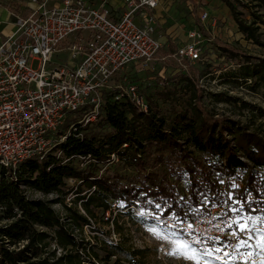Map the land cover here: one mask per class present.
I'll use <instances>...</instances> for the list:
<instances>
[{"label": "trees", "instance_id": "1", "mask_svg": "<svg viewBox=\"0 0 264 264\" xmlns=\"http://www.w3.org/2000/svg\"><path fill=\"white\" fill-rule=\"evenodd\" d=\"M253 1L264 7V0ZM226 3L239 31L248 40L259 43L257 25H264L263 18L255 14L257 20L249 23L240 18L233 3L228 0ZM224 50L232 54L231 58L240 53L229 46H224ZM240 55L246 58L248 65L258 62L256 69L247 66L244 79L259 77L264 86V60ZM194 72L200 75L196 68ZM181 73L184 84L181 89L192 93L186 110L174 108L171 114L164 115L159 105L146 95L150 111L145 114L127 101H110V96L103 117L98 120L101 121L99 127L107 129L105 134L86 133L91 125L77 124V130L54 150L64 152V158L51 154L44 160L28 161L16 175L0 169V209L11 221L0 229V264H84L80 254L74 253L79 246L77 237L53 208L55 204L64 203L67 183L71 180L77 182L76 189L71 188L77 195L75 203L81 202L86 216L66 208L67 218L79 229L90 225L94 211H101L105 218L114 203H124L122 212L132 206L158 209L161 220L186 221L209 216L213 209L232 203L228 199V188L218 184L221 178H226L227 184H234L236 189L242 183V188L237 189V202L226 212L228 215L235 218L243 212L264 218V174L259 170L264 168V138L238 127L230 119L216 118L206 108L204 91L198 82ZM166 89L158 94L162 99L170 101L176 97L178 90ZM217 98L224 101L222 95ZM248 105L244 103V107ZM112 155L136 170V175L128 182L118 173L110 174L106 170L101 174V167ZM88 158L95 163H88ZM160 164L166 167L165 171L156 169ZM168 174L178 181H186L190 189L187 198L181 189H171L173 181ZM21 184L46 198H56L29 199ZM86 189L90 194L83 196ZM233 209L239 211L233 212ZM48 230L53 232V241L65 253L61 257H56L55 253L52 257L45 256L50 247Z\"/></svg>", "mask_w": 264, "mask_h": 264}, {"label": "rangeland", "instance_id": "2", "mask_svg": "<svg viewBox=\"0 0 264 264\" xmlns=\"http://www.w3.org/2000/svg\"><path fill=\"white\" fill-rule=\"evenodd\" d=\"M228 1L236 6L242 20L253 22L257 20L255 14L264 20V7H259L256 1ZM203 12H208L214 20H217L218 26L212 29L209 23L205 24L207 37L212 40L205 45L202 60L195 64L177 60L174 58V53L179 46L187 42L188 31L192 28H203L199 20ZM159 14L164 48L149 70L136 72L129 68V80L138 83L145 90V94L159 105L165 115L166 112L171 114L170 110L174 108L186 110L192 101V93L189 94L186 89H181L184 86L181 82L183 71L198 82L204 91L205 106L210 113L215 114L216 118L230 119L238 127L247 128L249 132L257 133L264 138L263 83L259 77L244 79L247 66H250L252 70L256 69L258 62L248 65L246 58L240 55L251 57L254 60H264V25L260 23L257 25L259 26L257 33L259 43L248 40L239 31L226 0H166ZM224 46H229L240 53H236L238 54L236 58H231L232 54L225 52ZM67 58V54L60 55V57L56 55L53 63L62 64L61 61H66ZM37 65L35 63L34 67L37 68ZM193 67L200 75L195 74ZM164 88H168L166 90L176 89L179 92L177 91L176 97H172L170 101H165L158 95L163 93ZM219 95L223 96L224 101H219L217 98ZM244 103L249 104L248 107H244ZM79 119V113L68 114L61 129L50 134L49 137L58 140L59 136L68 133L70 125ZM98 120L87 124L91 126L86 129V133H93V131L106 133L107 129L104 127L101 129L99 127L101 121ZM191 150L194 151L193 148ZM196 155L200 156L197 153ZM93 161L89 159L88 163H95ZM80 162L81 159H79V165ZM101 168V174L107 171L110 174L118 173L123 176L125 182L136 175L134 167L117 159L115 155H112L108 163ZM156 169L165 171L166 167L160 164ZM259 170L264 174V168ZM168 178L173 181L171 189H181L187 198L190 189L186 181H178L171 174H168ZM225 179H219L218 184H221L223 188H228V199L232 203L225 208L213 209L209 216L194 220L177 221L174 218L161 220L158 209H141L135 206L122 212L124 203H114L112 210L106 214L105 218L101 211H94L95 217L90 218V225L79 229L75 223H69L71 221L67 218L66 210V208H73L86 216L81 202L75 203L76 193L71 191V188L74 189L77 184L76 180L67 183L64 203L55 204L53 208L77 237L79 246L74 253L80 254L84 264H197V262L198 264H262L264 250L257 245L264 242L261 239L264 234V218L243 212L238 213L235 218L228 215L226 212L231 210L233 204L237 202V192L242 188V183L236 186L239 189L237 190L234 184H227ZM21 188L29 199L53 200L56 198L52 196L46 198L25 184H21ZM88 194L90 190L86 189L83 196ZM233 212L237 211L233 209ZM108 218H110L109 221ZM237 222L247 223L251 232L238 231ZM10 223L5 211L0 209V229ZM194 224L198 226L196 229ZM204 226L207 227L206 230ZM199 228L203 232H200ZM36 229L41 230V228ZM209 230L211 237L204 236ZM48 231L51 236L50 247L45 256L52 257L55 253L56 257H61L65 253L53 241V232ZM238 240H247L251 247H237ZM195 241H207V243L194 245L197 253L209 248H221L222 250L214 252L211 256L197 254L194 259L188 258L183 251L178 250V245L193 244ZM173 253L176 254L173 255Z\"/></svg>", "mask_w": 264, "mask_h": 264}, {"label": "built area", "instance_id": "3", "mask_svg": "<svg viewBox=\"0 0 264 264\" xmlns=\"http://www.w3.org/2000/svg\"><path fill=\"white\" fill-rule=\"evenodd\" d=\"M165 1L30 0L24 11L12 13L14 32L0 41V169L16 175L28 161L51 154L64 158L55 148L77 124L97 121L110 96L149 113L147 96L129 80L128 70H149L163 50L159 12ZM199 20L203 28L188 31L187 42L174 53L177 60H202L212 40L205 24L214 29L218 22L208 12ZM63 54L66 61L54 64ZM70 113H79L78 123L58 140L49 137ZM204 236L211 237L210 230Z\"/></svg>", "mask_w": 264, "mask_h": 264}, {"label": "crops", "instance_id": "4", "mask_svg": "<svg viewBox=\"0 0 264 264\" xmlns=\"http://www.w3.org/2000/svg\"><path fill=\"white\" fill-rule=\"evenodd\" d=\"M30 0H0V41L14 32L12 13L24 11V5Z\"/></svg>", "mask_w": 264, "mask_h": 264}, {"label": "snow or ice", "instance_id": "5", "mask_svg": "<svg viewBox=\"0 0 264 264\" xmlns=\"http://www.w3.org/2000/svg\"><path fill=\"white\" fill-rule=\"evenodd\" d=\"M234 211H239V210L234 209ZM237 229L240 232H251V228L249 227V225L243 222H237ZM249 239H251V237H249ZM261 239L262 241H264V234H262ZM201 243H207V241H195L193 244L182 243L178 245V250L183 251L184 255L188 256V258L190 259H194L197 254H199L200 256H211L214 252H218L222 250L221 248H209V249H204L200 251L199 253H197L194 245L201 244ZM237 247L248 248V247H251V245L248 243L247 240H238ZM257 247L261 248V250H264V242L257 245ZM175 254L176 253H173V255ZM262 264H264V262H262Z\"/></svg>", "mask_w": 264, "mask_h": 264}]
</instances>
